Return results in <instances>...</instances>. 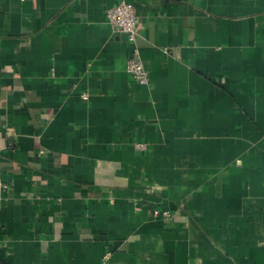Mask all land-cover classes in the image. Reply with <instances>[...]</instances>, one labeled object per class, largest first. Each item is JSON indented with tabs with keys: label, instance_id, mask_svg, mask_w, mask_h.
I'll use <instances>...</instances> for the list:
<instances>
[{
	"label": "crops",
	"instance_id": "0c3cea01",
	"mask_svg": "<svg viewBox=\"0 0 264 264\" xmlns=\"http://www.w3.org/2000/svg\"><path fill=\"white\" fill-rule=\"evenodd\" d=\"M0 179L3 264H264V0H0Z\"/></svg>",
	"mask_w": 264,
	"mask_h": 264
},
{
	"label": "built area",
	"instance_id": "2783aa9c",
	"mask_svg": "<svg viewBox=\"0 0 264 264\" xmlns=\"http://www.w3.org/2000/svg\"><path fill=\"white\" fill-rule=\"evenodd\" d=\"M106 18L108 23L117 31L124 33L130 42H136L138 37V19L135 7L126 1H122L107 11ZM126 70L129 75L135 78L140 84L146 85L149 83V75L144 67L142 60L135 50L127 61ZM83 99H87L84 94ZM136 149L140 151L147 150L146 144H136ZM7 189V186L0 179V193ZM162 215L169 216L167 212ZM110 253L104 256V261L109 259Z\"/></svg>",
	"mask_w": 264,
	"mask_h": 264
},
{
	"label": "trees",
	"instance_id": "16d2710c",
	"mask_svg": "<svg viewBox=\"0 0 264 264\" xmlns=\"http://www.w3.org/2000/svg\"><path fill=\"white\" fill-rule=\"evenodd\" d=\"M0 264H3V262L0 260Z\"/></svg>",
	"mask_w": 264,
	"mask_h": 264
}]
</instances>
